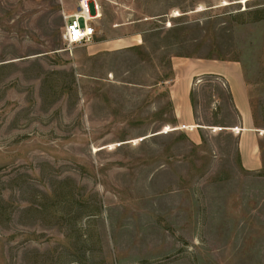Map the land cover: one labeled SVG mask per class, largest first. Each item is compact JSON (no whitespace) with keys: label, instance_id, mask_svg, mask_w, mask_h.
Returning a JSON list of instances; mask_svg holds the SVG:
<instances>
[{"label":"rangeland","instance_id":"obj_1","mask_svg":"<svg viewBox=\"0 0 264 264\" xmlns=\"http://www.w3.org/2000/svg\"><path fill=\"white\" fill-rule=\"evenodd\" d=\"M97 1L69 49L80 0H0V264H264V0ZM181 58L241 64L260 169L217 76L178 126Z\"/></svg>","mask_w":264,"mask_h":264},{"label":"crops","instance_id":"obj_2","mask_svg":"<svg viewBox=\"0 0 264 264\" xmlns=\"http://www.w3.org/2000/svg\"><path fill=\"white\" fill-rule=\"evenodd\" d=\"M174 78L170 82V96L178 126L195 127L191 103L194 80L204 75H214L228 84L234 107L240 114L239 150L243 166L248 170L262 167L259 136L254 123L252 106L246 87L243 69L235 61L181 58L173 60ZM179 128V127H177Z\"/></svg>","mask_w":264,"mask_h":264},{"label":"built area","instance_id":"obj_3","mask_svg":"<svg viewBox=\"0 0 264 264\" xmlns=\"http://www.w3.org/2000/svg\"><path fill=\"white\" fill-rule=\"evenodd\" d=\"M101 15V7L97 0H80L76 12L65 16L62 39L67 48L72 49L78 44L92 40L96 35L94 22Z\"/></svg>","mask_w":264,"mask_h":264},{"label":"trees","instance_id":"obj_4","mask_svg":"<svg viewBox=\"0 0 264 264\" xmlns=\"http://www.w3.org/2000/svg\"><path fill=\"white\" fill-rule=\"evenodd\" d=\"M180 17V16H179ZM175 28V27H174ZM171 30H173V28H171Z\"/></svg>","mask_w":264,"mask_h":264}]
</instances>
